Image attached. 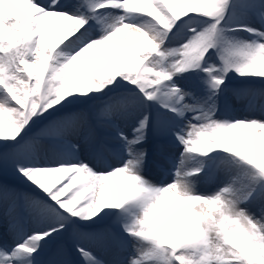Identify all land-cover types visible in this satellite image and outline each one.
<instances>
[{"label":"snow or ice","instance_id":"1","mask_svg":"<svg viewBox=\"0 0 264 264\" xmlns=\"http://www.w3.org/2000/svg\"><path fill=\"white\" fill-rule=\"evenodd\" d=\"M257 81L264 0H0V264H264Z\"/></svg>","mask_w":264,"mask_h":264},{"label":"bare ground","instance_id":"2","mask_svg":"<svg viewBox=\"0 0 264 264\" xmlns=\"http://www.w3.org/2000/svg\"><path fill=\"white\" fill-rule=\"evenodd\" d=\"M238 105H240L239 103H237L236 104V106H238ZM0 178L1 179H3V180H5V182L7 181V182H11V183H17V184H19L20 183V181L12 174V171H11V169L9 168L8 169V171H7V173L6 172H4V173H2V172H0ZM0 183H3V182H1L0 181ZM4 184V183H3ZM21 184V183H20ZM200 188L204 191V190H206V188H205V186H203V185H201L200 186ZM201 190V191H202Z\"/></svg>","mask_w":264,"mask_h":264},{"label":"rangeland","instance_id":"3","mask_svg":"<svg viewBox=\"0 0 264 264\" xmlns=\"http://www.w3.org/2000/svg\"><path fill=\"white\" fill-rule=\"evenodd\" d=\"M258 82V81H257ZM2 171H4L2 168H0ZM8 171V170H7ZM199 190H202L201 188H200V186H199ZM203 191V190H202Z\"/></svg>","mask_w":264,"mask_h":264}]
</instances>
